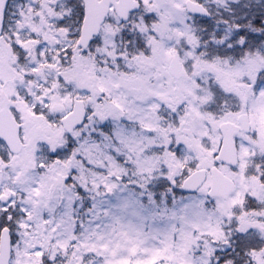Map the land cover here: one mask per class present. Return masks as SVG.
I'll use <instances>...</instances> for the list:
<instances>
[{
	"label": "snow or ice",
	"instance_id": "1",
	"mask_svg": "<svg viewBox=\"0 0 264 264\" xmlns=\"http://www.w3.org/2000/svg\"><path fill=\"white\" fill-rule=\"evenodd\" d=\"M0 264H264V0H0Z\"/></svg>",
	"mask_w": 264,
	"mask_h": 264
}]
</instances>
